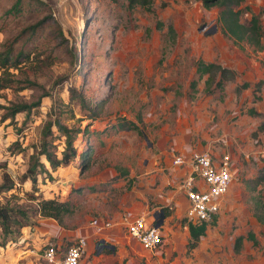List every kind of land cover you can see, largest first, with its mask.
<instances>
[{"label":"rangeland","instance_id":"1","mask_svg":"<svg viewBox=\"0 0 264 264\" xmlns=\"http://www.w3.org/2000/svg\"><path fill=\"white\" fill-rule=\"evenodd\" d=\"M12 1L0 0V41L42 14L52 17L17 42L41 59L37 81L52 96L41 98L26 124L23 112L15 114L14 122L0 120V161L14 179L21 174L52 97L68 102L65 121L84 129L75 143L93 151L86 168H79L76 159L54 170L52 180L39 182L44 195L68 198L72 211L61 222L30 218L20 237L0 244V264H49L41 257L43 243L53 240L63 247L78 230L87 239L78 264H264V226L251 212L256 196L264 200V48L232 43L220 30L219 7H205L199 0H153V12L127 9L125 0H42L34 11L11 17L4 10ZM246 2L254 11L264 7V0ZM27 4L24 0L26 9ZM155 19L173 25V41L165 27H154ZM195 58L234 71L224 81L222 97L218 89L202 90L204 76L196 80ZM191 79L197 88L192 94ZM242 82L247 87L236 91ZM70 86L95 108L93 117L74 99L68 101ZM38 93L23 89L18 97L9 91L6 96L31 100ZM122 119L136 128H116ZM15 141L24 149L11 152ZM200 150L228 153L233 178L215 221L187 249L182 219L187 220L189 207L179 186L186 166L173 159ZM161 206L168 208L162 217L156 214ZM134 215L157 224L162 240L157 247L143 248L126 234L122 222ZM93 217L107 218L112 226L95 231ZM249 230L258 243L243 238L234 250L235 236Z\"/></svg>","mask_w":264,"mask_h":264},{"label":"trees","instance_id":"2","mask_svg":"<svg viewBox=\"0 0 264 264\" xmlns=\"http://www.w3.org/2000/svg\"><path fill=\"white\" fill-rule=\"evenodd\" d=\"M24 0H13L9 7L4 10L8 16L15 17L25 10L34 11L39 4H44L42 0H25L29 8L23 7ZM205 7L217 5L219 7L217 19L220 22L222 34L231 39L232 43L237 45L247 44L253 49L264 48V24L261 22V14L264 7H258L257 11L251 9L246 0H199ZM127 9L135 6L145 11L153 12V0H125ZM35 9H34V8ZM51 15L42 14L39 18L22 25L13 35L3 38L0 41V97L4 103H0V120L8 119L14 122L16 113L23 112V124L29 122L31 115H34L41 103V98L51 97V93L37 81V69L40 67V61L37 56H33L31 50H26L17 45L21 34L33 33L45 24ZM154 27L160 29L165 27V36L173 41L176 33L171 23L165 24L160 19H155ZM55 36L61 39L62 33L59 27L56 28ZM197 79L204 76L203 88L205 93H212L217 89L223 96L224 81L232 79L234 71L218 61H204L201 58L193 60ZM189 93L196 91L195 80L191 79L188 83ZM248 83L242 82L236 86V91L247 87ZM23 89L39 90L35 98L26 100L23 98H7L9 91L16 94ZM193 96V95H191ZM255 96V95H254ZM259 98V96H257ZM75 100L80 109L88 110L87 117H93L96 113L95 108L91 107L84 100L81 91H76L72 86L68 87V101ZM68 102H64L60 97H52L48 112L43 119L37 141L28 145L30 151L25 160V168L21 174L14 179L7 171L5 161H0V244H4L7 239L22 235V228L31 223L30 218L38 216L44 218H53L61 222L62 218L72 211V204L69 199H62L59 195H44L40 190L39 182L52 180V172L58 167L79 160V168H86L85 164L90 160L93 146L80 147L75 143L78 134L83 130L78 122L67 123L65 120L69 114ZM251 112H256L250 109ZM95 112V113H94ZM28 121V122H27ZM136 128L132 121L122 119L116 128ZM85 140H83L84 142ZM15 150L21 151V143L15 141ZM86 144V143H85ZM10 147V146H9ZM28 182V188L18 187L19 184ZM18 183V184H17ZM22 193L23 199L18 193ZM252 215L258 223L264 226V200L262 196H256L251 205ZM160 211L165 215L168 212L166 206H161ZM215 216L211 221H215ZM188 241L186 248L191 249L195 246L200 235L204 233L208 222L191 223L185 221ZM210 221V222H211ZM248 239L253 245L258 243L255 234L247 231L244 236L241 234L235 236L233 248L238 250L242 239ZM100 243V242H99Z\"/></svg>","mask_w":264,"mask_h":264},{"label":"built area","instance_id":"3","mask_svg":"<svg viewBox=\"0 0 264 264\" xmlns=\"http://www.w3.org/2000/svg\"><path fill=\"white\" fill-rule=\"evenodd\" d=\"M261 151L264 156V149ZM173 162L184 163L186 166L179 184L189 207L185 221L194 224L211 221L216 217L220 201L233 178L229 154L222 152L215 156L208 150H200L186 159L178 156ZM122 223L126 234L135 238L143 248H155L162 241L157 224L147 220L144 215L130 216ZM90 225L95 231H101L111 227L112 221L104 217H93ZM86 246L84 235L76 236L63 247L59 242L47 240L41 248V257L49 264H78Z\"/></svg>","mask_w":264,"mask_h":264},{"label":"water","instance_id":"4","mask_svg":"<svg viewBox=\"0 0 264 264\" xmlns=\"http://www.w3.org/2000/svg\"><path fill=\"white\" fill-rule=\"evenodd\" d=\"M214 24L212 25V27L211 28H209L206 32H209L210 30H212L213 28H214ZM157 213L160 215V217H162L163 215H162V212L161 211H157ZM160 220V219H159ZM158 220V221H159Z\"/></svg>","mask_w":264,"mask_h":264},{"label":"crops","instance_id":"5","mask_svg":"<svg viewBox=\"0 0 264 264\" xmlns=\"http://www.w3.org/2000/svg\"><path fill=\"white\" fill-rule=\"evenodd\" d=\"M41 190V189H40ZM42 191V190H41ZM82 234V232L80 231V230H78V235H81Z\"/></svg>","mask_w":264,"mask_h":264}]
</instances>
